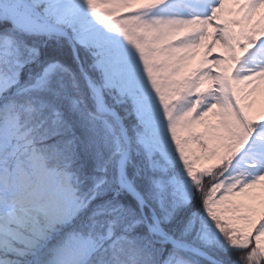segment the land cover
Returning <instances> with one entry per match:
<instances>
[{"label": "snow or ice", "instance_id": "1", "mask_svg": "<svg viewBox=\"0 0 264 264\" xmlns=\"http://www.w3.org/2000/svg\"><path fill=\"white\" fill-rule=\"evenodd\" d=\"M0 264H264V0H0Z\"/></svg>", "mask_w": 264, "mask_h": 264}, {"label": "rangeland", "instance_id": "2", "mask_svg": "<svg viewBox=\"0 0 264 264\" xmlns=\"http://www.w3.org/2000/svg\"><path fill=\"white\" fill-rule=\"evenodd\" d=\"M197 59H199V57H197Z\"/></svg>", "mask_w": 264, "mask_h": 264}]
</instances>
